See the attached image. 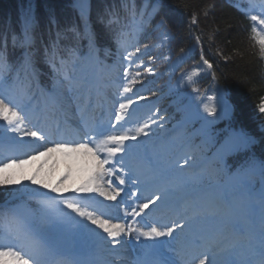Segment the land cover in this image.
<instances>
[{
  "label": "rangeland",
  "instance_id": "1",
  "mask_svg": "<svg viewBox=\"0 0 264 264\" xmlns=\"http://www.w3.org/2000/svg\"><path fill=\"white\" fill-rule=\"evenodd\" d=\"M260 6H264V0H256L254 3L248 4L247 18L249 20L252 14L264 15V7L260 9ZM251 23L254 22L251 21ZM84 32L85 45L89 46L87 38L89 32L86 30ZM127 42L129 44L122 37H118L117 48L114 51L110 52L106 48L98 51L93 49V52L94 50L96 51L94 55L97 56L95 64L93 59L90 60L88 54L87 56L74 52L68 57H63L67 61L65 71L70 75L72 81L71 90L68 81L62 84L55 83L57 76L54 72L55 78L51 87L47 89L39 87L31 73L26 74L22 58L19 70L13 75H8L9 66L0 72V97H4L13 104L18 105L19 110L26 117L23 123L27 124L26 126L30 127L29 129H32L31 120H33V116H38L45 107H56L49 108V111L53 110L51 111L52 114L53 112L56 114L59 113L57 108L60 104H63L62 106L67 105L65 103L74 104L73 108L77 106L78 111L82 109L77 113L80 118H76V122L81 124L86 112L90 111L89 107H84V104H93V101L91 102L90 100L93 99L92 97L108 96L110 101L105 103V105H100L99 111L102 109L104 112L105 108L106 110L108 109L110 119H103L97 125L100 130L105 129V135L127 133L130 136H135L137 128L144 124L148 125V128L145 129V132L148 133L146 136L142 133L136 136V139L125 140L124 145L127 147V151L118 152L116 156L112 157L110 165L113 169V175L111 176L114 182L112 184L113 189L119 190L120 185H127L129 190L134 191L138 196L139 205L147 203L145 200L155 192L154 197L157 195L164 197L162 200H155L157 203L164 201L165 204H169L171 201L174 202L179 199L176 207L178 208L177 214L179 216L177 217L176 214L177 218L167 226L173 227L175 225L174 234L156 238L157 241L164 239L161 243H158L157 247L161 250L166 249V253L171 256L169 249H176L180 245H188L190 248L195 241H206L213 237L217 239L220 234H223L224 238L227 237L229 239L228 235L231 232L227 227L230 220L228 214L232 208L238 206L242 196L245 194L243 182L246 178L247 168H244L246 166L243 164L238 169L233 166L236 157L245 151V149L238 147L240 139L232 131L227 132V136L217 145H214L213 141L207 138L206 135H201L199 139L193 138L195 142L191 145L188 143L183 146V143H180L174 150L171 144L168 146L169 141L172 140L171 142L175 143L182 139L184 131L178 128V124H174L176 125L174 127L172 125L173 128L163 125L166 118L162 117L160 108L156 105V100L148 101L145 99V95L149 91L146 87L148 83H130L143 75L142 70L151 69L152 71L153 65L147 59V50L138 48L137 41L135 43ZM137 48L140 49V52H136ZM24 52L25 49L22 48L23 56ZM124 57H128V59H124ZM61 58L57 57L58 64ZM92 66L95 68L93 67L91 72L90 68ZM35 67L36 73H38V67L36 65ZM125 68L129 70L127 75L124 72ZM79 71L82 76H80ZM125 86L130 87L131 91L124 92ZM129 101L131 102L129 103ZM122 103L126 104L127 108L123 110V118L117 121L115 114L120 111V104ZM88 115L85 118L86 120ZM204 115H206V112ZM29 116L31 118L27 119ZM229 118L228 115L227 121L232 123ZM6 126L3 121H0V161L9 163V158H14L17 162L9 164L8 167L0 171V179L9 181L8 185H0V187L6 190L11 197H14V209L18 210L20 214L15 215L14 212L0 213V244L10 245L21 249L24 253H30L32 251L31 239L39 240L40 238L36 235L41 236L45 242L39 241L45 246L47 251L40 256L39 264H57V261L60 260L66 261L67 264H92V261L88 263L91 256L92 258L100 257L97 261L95 260V264H113V261L117 260L114 255H120L121 252L128 255V262H134L133 259L129 261L128 250H123V248H127L126 244H134L141 256L143 255L145 240L139 246L135 232L122 233L121 237H117L118 240L122 238V243L116 246L115 252H111L109 251L112 247L111 244L105 245L103 242H99L96 236L95 239L93 233L76 223L71 210L65 208L64 204L60 202L61 197L69 200L78 199L84 204L92 202V204H89L92 207L89 208L90 211L95 209L97 215L103 213L102 218L109 219L111 224H120L119 217L121 214L117 203L118 199H116L117 202L116 200L109 201L106 198L104 200V197L102 198L95 191H77V189L87 183L92 174L95 164L92 156L82 151L70 152L67 149L53 151V166L51 165L49 168L42 164L44 168H47L44 176L49 179L48 181L45 179L39 181V183L44 185H42L41 189H35L36 186L33 181L37 180L38 182L40 179V177L36 176L38 174L35 172L32 173V177L30 176L29 179L21 178L18 180V169L26 170L25 161L31 157L39 158V153H43L44 148L39 147L40 145H35L30 149L24 143H16L15 139L17 137L13 134L4 137ZM204 127V124H202L201 128ZM20 129L22 131V128ZM200 133V130L199 133L194 131L191 132L190 136H197ZM18 135H23V132ZM101 137L99 139L94 138L95 143H92L94 147L99 143ZM32 139L34 138L32 137ZM110 146L115 147V145ZM168 149L173 150L169 156L166 153L169 151ZM247 150L252 151V146ZM103 154L106 155L104 152ZM106 178L100 182V185L105 191L112 192L113 190L109 189ZM122 178L126 181L124 184L119 183ZM201 181L208 182V184L199 185L198 183ZM222 184L223 187H220ZM94 186L90 185V187ZM52 187L58 189L56 192L65 187L67 190L63 194L56 196L52 194ZM256 187L259 188L258 180ZM38 193H45L46 195H39ZM92 198H94V201ZM51 200L54 203L50 206L51 210H49L45 205H49ZM106 200L108 201L106 202ZM55 203H59L58 205L61 209ZM94 204H97L98 208H95ZM151 207L152 205L150 204L149 209ZM149 209H145L147 215ZM4 212L7 211L4 210ZM182 212H185L186 215L181 217ZM189 212L194 213L188 216ZM122 214L129 216L128 225L143 231L136 218L146 220L145 217L147 215L141 213L140 216L133 217L125 210ZM17 225L28 234L27 237L17 235L15 231ZM237 226L240 229H246L248 224L241 220ZM165 227L159 228L160 230H165ZM256 227L258 229V224ZM105 236L107 237L106 233ZM105 236L102 235L104 240H108L109 238ZM149 243L151 244L153 241ZM48 244L53 247V251ZM118 246H121V248H118ZM68 250L74 253H67ZM178 251L176 250L173 255L174 261L180 256L177 253ZM81 252L83 253L81 254ZM209 255L217 261V264H220L222 261L220 259L224 258L222 257V250L210 251ZM8 259L5 257L4 261H0V264H5ZM175 262L179 264L177 261Z\"/></svg>",
  "mask_w": 264,
  "mask_h": 264
},
{
  "label": "trees",
  "instance_id": "2",
  "mask_svg": "<svg viewBox=\"0 0 264 264\" xmlns=\"http://www.w3.org/2000/svg\"><path fill=\"white\" fill-rule=\"evenodd\" d=\"M85 3L86 19L99 49H114L122 28L137 34L153 71L142 70L143 75L134 84L148 83L152 91L147 99L156 100L159 108L167 110V124L179 121L187 135L200 130L193 138L206 135L214 144L233 130L240 137H252L255 141L252 153L248 150L240 153L233 163L235 169L242 164L248 168L252 159H264V113L260 111L264 102V57L251 38V23L241 0H159V3L85 0ZM154 8H158L155 13ZM28 12L36 22L31 51L40 85L49 86L52 81L46 48L51 50L55 46L57 56L70 51L88 54L92 59L82 37L86 19L81 18L76 0H0V48L7 41L9 76L19 70L23 58L22 47H13L12 39L14 34L19 35L21 21ZM193 17L196 23L192 22ZM161 20L165 21L164 27L158 26ZM165 32L170 39L158 47ZM202 54L211 68L203 63ZM224 101L231 107V124ZM206 106L217 111L210 114ZM14 201L0 187V210L19 213L14 209Z\"/></svg>",
  "mask_w": 264,
  "mask_h": 264
},
{
  "label": "snow or ice",
  "instance_id": "3",
  "mask_svg": "<svg viewBox=\"0 0 264 264\" xmlns=\"http://www.w3.org/2000/svg\"><path fill=\"white\" fill-rule=\"evenodd\" d=\"M159 3V0H157ZM76 6L79 8L81 13V18L86 19V3L85 0H76ZM158 8H154L153 12H157ZM250 20L253 23L251 28L252 40L259 46V51L262 57H264V15L252 14L250 15ZM193 23H196L195 17H193ZM35 18L31 12L26 13L23 16L21 21V31L19 35L14 34L12 39L13 47L19 46L25 49L23 56V67L26 74L36 73L35 67V58L34 53L31 51L34 46V29H35ZM159 27L165 26V21L161 20ZM259 26V27H257ZM90 53L91 50L95 47V36L92 34L88 35ZM170 39L169 35L165 32L163 34V42L158 47H162L163 43ZM199 43V38H197ZM147 48V45H145ZM6 49L7 41L2 48H0V72L5 70L8 67L7 58H6ZM183 52L184 50L181 49ZM136 52H140V49H136ZM132 55V54H130ZM45 57L47 63L52 68L53 72L57 76L55 83H63L65 81L69 82L70 90L72 86V81L70 75L65 71L67 61L62 57L59 64L57 63V52L55 46L51 50L45 49ZM138 58V57H137ZM128 59V57H124ZM151 59V57H150ZM167 59V57H165ZM203 63L209 68L212 65L207 59H204L203 54L201 55ZM128 69L125 68V75L128 74ZM151 71V69H148ZM191 80V76L188 77ZM215 79V77H214ZM131 81L130 83H134ZM131 91V88L128 86L124 87V92ZM131 101H129L130 103ZM127 108L126 104H120V111L116 112V120L119 121L123 118V110ZM206 110L212 114L217 111L216 108H208ZM260 111L264 113V105L260 106ZM26 117L22 114V111L19 110V106L13 104L11 101L0 97V121H3L7 125L6 131L9 132H20V124L24 122ZM148 128L147 124L142 125L136 129V135L130 136L127 133L123 134H112L105 135L98 144L95 145V148L89 147L90 143H95L94 138L89 140L85 139L83 141H56L53 142L52 147H47L48 136L45 135L42 131H27L23 135L30 136L35 138V140L44 141V144H41L39 147L45 149V153L59 151L62 149H67L70 152H84L87 155L92 156L95 161L92 174L89 177L87 183L81 188L77 189L78 192H98L100 196L105 197L109 200H116L120 195V190H114L112 192L105 191L100 182L105 180V177H111L113 175V169L111 167H105V165H110L112 163V157L116 156L118 152L127 151V147L124 145V141L128 139H136V136L148 134L145 132V129ZM16 143H20L17 141ZM255 143L254 139L249 136H242L238 147L241 149H249ZM74 145V146H73ZM110 145H115L111 147ZM38 151V150H37ZM106 153L104 158H100V153ZM44 154V153H39ZM35 158V157H32ZM17 161L14 158H9V163H4L0 161V171L3 168H6L11 163H16ZM187 163V161H185ZM257 180L259 182V188L256 187ZM35 183V181H33ZM108 185L111 187L113 181L108 180ZM125 179H120L119 183L124 184ZM9 181L6 179H0V185H8ZM90 185H95L90 187ZM47 187V185H45ZM243 187L245 194L242 196L237 207L232 208L229 212L230 220L227 225L228 230L231 232V239L226 240L223 237V234H220L219 238L214 239L213 244L215 247L221 248L223 251V260L220 264H264V159L256 160L252 159L248 163V168L246 170V178L243 182ZM35 191V190H33ZM53 192L58 191L57 188H52ZM39 195H46L45 193H38ZM133 196L136 193H132ZM164 197L157 195L154 199L149 198L147 203H142L139 205V210L136 208L132 209L131 215L133 217L140 216L141 213L145 212V209H149L151 204L155 207V200H162ZM54 199V198H50ZM60 202L64 204V207L70 209L71 212L76 213L77 216L81 217L80 221H76L82 228L87 229V225L83 224V220L89 221L91 224L96 225L98 228L102 229L103 232L107 234L108 240H104L101 237V241L107 245L111 244L112 247L109 249L111 252H115L116 246L122 243V238L120 240L117 237H121L122 233H133L137 234V239L144 237L145 240L153 241L151 244L144 245V252L141 258H138L136 264H175L174 261L168 259L163 251H161L157 245L159 241L156 238L172 236L174 234L173 227H165V230H160L157 226L150 227L147 231H141L138 228H135L131 225L125 226L121 224H111L109 219L102 218L103 214L97 215L95 209L89 210L90 205L81 203L78 199L69 200L67 198L61 197ZM257 210H258V220H257ZM151 211V209H149ZM69 215V214H66ZM243 220L247 222L248 227L246 229L238 228V223ZM258 223V229L256 227ZM89 231H93L88 229ZM15 231L17 235H24L27 237V233L17 225ZM94 235H99L93 231ZM31 249L30 253H24L19 248H14L10 245L0 244V261H4V258H9L5 264H39L40 256L47 251L45 246L40 243L39 240L32 238L31 239ZM201 257H197L198 264H217V261L209 255V253H201ZM57 264H67L66 261L60 260L57 261ZM113 264L115 262L113 261ZM195 264V260L193 261Z\"/></svg>",
  "mask_w": 264,
  "mask_h": 264
},
{
  "label": "bare ground",
  "instance_id": "4",
  "mask_svg": "<svg viewBox=\"0 0 264 264\" xmlns=\"http://www.w3.org/2000/svg\"><path fill=\"white\" fill-rule=\"evenodd\" d=\"M92 101L94 102L93 103V109H95V107L97 106L98 107V104H99V98H93ZM67 104V103H65ZM63 104H60L58 106V111L59 113H54L53 114L49 111V109L46 111H42L41 114H39L38 116H33L34 118H32L33 120L32 121V124H33V127L35 126V128H41L40 131H42L45 135L48 136V142H47V147L49 145H52L53 142H56V141H75V140H82L84 138H88L89 140L93 139L95 136H97L96 134L98 133V131L95 129L94 131L90 130L87 128V120L85 119L87 117V115L89 113H91L89 111L86 112V116H84L82 119V122L81 124H79L78 122H76V118H80V116H77V113L80 112L81 110H77V111H72V108L73 106H71V104H67L68 106L65 107V108H62ZM56 109V110H57ZM66 109V110H65ZM78 109V108H77ZM51 113V114H50ZM104 116V115H103ZM31 117L29 116L27 119H30ZM70 118H72V120H69ZM53 119V121H51ZM44 123V124H43ZM43 124V125H41ZM27 125V124H26ZM24 123L20 124V128H22V131L20 132H9V131H6L5 135L3 134L4 137H8L9 134H13L15 137H17V139H15L17 141H19L20 143L19 144H22L24 143L25 146L29 147L31 149L32 146H35V145H41V144H44L45 142L44 141H39V140H35L32 139V137L30 136H25V135H18L19 133H24V132H27V131H34L33 129H29L28 126H26ZM7 127V126H6ZM69 131L70 132H66V131ZM92 131V132H91ZM19 137V138H18ZM29 148H27V150H29ZM19 149V148H18ZM17 149V152L19 153ZM22 150V149H21ZM30 151V150H29ZM27 152V151H26ZM31 152V151H30ZM44 154H40L39 155V158H29L28 160L25 161V166H26V170H22V169H18V176H17V179H29V177L31 176L32 177V173H37L38 177H40V179L38 180H34L35 181V186L36 188L35 189H41L42 185H44L43 183H39V181H43L44 179L46 181H48L49 178H47L46 176H44V173H45V170L47 168H44L42 166V164L45 166V167H49L53 164H54V159L52 158L53 156V152H47L45 153V149H44ZM21 154V153H20ZM102 158H104L102 156ZM53 159V160H52ZM82 159V158H81ZM55 168V167H53ZM68 169V168H66ZM63 170V169H62ZM56 172V171H55ZM59 172V171H58ZM57 173V172H56ZM43 175V176H42ZM62 175V174H61ZM23 176V177H22ZM44 177V178H43ZM51 179V178H50ZM55 180V179H54ZM50 181V180H49ZM52 182V180H51ZM54 183V182H53ZM72 187V186H71ZM53 188V187H52ZM46 189V188H45ZM49 189V188H48ZM66 187L61 189L59 192H52L53 195H56V196H59L60 194H63L65 191H66ZM42 191V190H41ZM47 191V190H46ZM99 196V195H98ZM98 198V197H97ZM96 198V199H97ZM103 198V196H102ZM93 201H94V198H92ZM105 200V197L103 198ZM91 200V199H90ZM92 201V200H91ZM97 201V200H96ZM101 201V200H99ZM108 200H106L107 202ZM110 201V200H109ZM158 201V200H157ZM90 202V201H89ZM156 202V201H155ZM161 202V201H160ZM92 203V202H90ZM99 203V202H98ZM114 203V201H113ZM104 204V203H103ZM108 204V203H107ZM160 204V203H159ZM95 205V204H94ZM97 206V204H96ZM111 206V205H110ZM173 205H161V206H158L157 204L155 205V208L152 210V211H156L160 208H164V207H172ZM98 208V207H97ZM113 208V207H112ZM153 208V207H151ZM111 209V208H110ZM112 210V209H111ZM101 212V211H100ZM73 214V217L74 219H76V221H80L82 218L77 216L76 213L74 212H71ZM110 213V212H109ZM83 224L87 225V230L88 229H91L93 230L95 233H98L99 235H94L93 237L97 238V240L99 242L102 243L101 241V237L102 235L105 236V233L102 231V229L98 228L96 225H93L91 224L89 221H87L86 219L83 220ZM93 231H90L91 233H93ZM103 232V233H102ZM93 235V234H92ZM106 237V236H105ZM228 237H230L229 239L226 237L225 239L227 240H230L231 239V233L228 235ZM95 238V239H96ZM108 238V237H106ZM92 239V238H91ZM118 239V238H117ZM214 237L211 239V241H213ZM120 240V239H119ZM132 240V239H131ZM96 245V244H95ZM187 245V244H186ZM122 246V245H121ZM121 246H118V248H121ZM181 248L183 249V251L185 249H187L186 251V255L190 254V250H194V248H189L188 245L185 246V245H180ZM179 246V248H180ZM206 247V244L203 242L201 244V247L199 248V250H204ZM97 248V247H96ZM102 248V247H101ZM110 248V247H109ZM108 248V249H109ZM103 249H104V246H103ZM190 249V250H189ZM124 250V248H123ZM219 250H222L221 248H218V247H215L213 245V251H219ZM118 251V250H117ZM122 251V250H121ZM142 252V251H140ZM111 255V253H110ZM115 256V255H114ZM224 257V256H222ZM116 258H121L123 259L122 263H124V258L123 257H117L116 255ZM220 260H223V259H220ZM116 263H119V262H115Z\"/></svg>",
  "mask_w": 264,
  "mask_h": 264
}]
</instances>
